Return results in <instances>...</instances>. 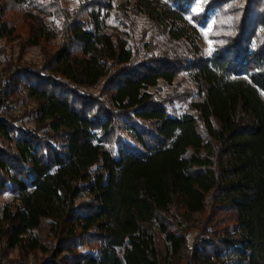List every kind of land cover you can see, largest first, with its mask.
Listing matches in <instances>:
<instances>
[{
	"label": "trees",
	"instance_id": "obj_1",
	"mask_svg": "<svg viewBox=\"0 0 264 264\" xmlns=\"http://www.w3.org/2000/svg\"><path fill=\"white\" fill-rule=\"evenodd\" d=\"M113 2L81 0L69 13L60 0H0V39L23 18L30 42L53 45L36 68L9 67L18 80L6 71L3 91L34 101V124L0 117V192L14 195L0 210V245L33 264H221L230 248L264 264V0H210L196 23V0H135L188 45L163 53L108 30ZM228 13L205 55L199 23ZM45 15L63 20L58 42ZM182 72L192 100L151 91ZM102 82L104 99L83 90Z\"/></svg>",
	"mask_w": 264,
	"mask_h": 264
},
{
	"label": "rangeland",
	"instance_id": "obj_2",
	"mask_svg": "<svg viewBox=\"0 0 264 264\" xmlns=\"http://www.w3.org/2000/svg\"><path fill=\"white\" fill-rule=\"evenodd\" d=\"M209 1L210 0H196L191 9V13L188 15V19H190L192 23H196L200 15L202 16L205 13L206 4ZM60 2L63 9L70 13L78 9L81 0H60ZM134 2L135 0H114L112 9L107 12L109 13V16L107 17L106 23L110 32H113L115 36L119 35L123 37L129 44H135L136 47H140L143 52L146 51L147 43H150L151 45L153 44L155 48L154 51L159 53H163L167 50L180 52L187 51L188 45L184 41H171L164 29L156 26L144 14L134 11V9H132ZM240 4L241 0H235L233 5L237 6ZM11 12L12 11L9 13ZM17 13L19 14V12ZM205 19V21L198 25L200 30L199 44L203 53L205 55H210L216 47V39L213 37V33L217 24L220 22V27L231 26L232 15L228 13L223 18L216 19L214 14H211ZM62 21V18H58L54 15H45L47 29L55 32L58 31V34L50 42L55 43L60 40L59 28L62 26ZM17 26V36L8 39H0V95L2 96L4 94V96L8 97V99L0 105V117L10 116L15 120L17 128L32 127L34 124V116L30 113L34 108V101L31 98H27L24 93L18 91L16 92L18 93L17 95L8 93L6 90L3 91L5 84L8 82V76H11V80L15 79L14 81L20 78L19 76H13L11 74L12 70L8 71V69L9 67L12 69L19 66H27L30 68H33V66L35 68L38 67L43 63L45 52L53 45H36L30 42L28 38L29 29L23 21V18H19ZM6 71H8L10 75L6 76ZM103 84L104 82L99 86L83 88V90L94 96H99L98 98L104 99V96L101 97V93H103ZM192 90L193 93L190 96H187ZM151 91L156 97L170 98L173 96L176 98L178 96L179 98H187V100H192L195 97V87L190 80L189 75L185 72L180 73L172 84L161 82L158 88H153ZM187 100H185L184 104L180 102V104L177 103V105L186 108ZM118 133V138L127 137L121 130H118ZM118 138L114 140V145L116 141L117 143L120 142V139ZM0 144L7 146V142L4 140H0ZM13 199L14 195L11 192H0V210L6 205L13 203ZM196 221L192 220L191 222L194 225L197 223ZM230 223L231 221L229 220V224ZM49 229V220H44V226L40 233L46 242L52 243L53 239ZM198 231V227H192L189 232L191 243H193ZM88 248H92L89 243L82 245L79 249L85 250ZM21 252L22 251L19 249L8 250L4 245H0V264L34 263L32 254L25 255ZM219 261L221 264H242V256L236 249L230 248L225 255L219 257Z\"/></svg>",
	"mask_w": 264,
	"mask_h": 264
}]
</instances>
